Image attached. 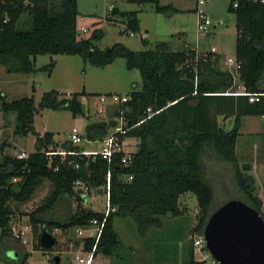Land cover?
I'll list each match as a JSON object with an SVG mask.
<instances>
[{"label":"trees","instance_id":"trees-1","mask_svg":"<svg viewBox=\"0 0 264 264\" xmlns=\"http://www.w3.org/2000/svg\"><path fill=\"white\" fill-rule=\"evenodd\" d=\"M58 1L55 5L51 0H0V63L14 60L20 71L29 73L34 71L39 54L79 55L84 63L101 68L123 58L125 66L138 69L141 76V87L136 89L132 83L128 92L131 100L124 104L127 131L119 135L136 138V148L132 162L122 166L119 153L110 161L98 153L85 155L80 153L82 147L73 145L69 139L57 149L53 132L35 131L34 115L40 110L69 109L73 117L83 115L81 98L97 95L88 94L85 89L69 96L50 89L42 93L37 105L32 96L10 101L1 98L0 111L14 114L13 134L35 135L34 150L24 157L5 154L6 144L0 145L1 240L19 241L10 226L17 210L14 203L29 201L45 180L49 181L50 189L29 213L34 249L55 248L56 237L53 246H41L39 238L44 230L86 227L93 219L101 222L104 212L85 205L75 182L83 181L90 191L105 194L108 172L109 200L116 209L105 217L98 239L83 236L73 242L75 245L86 251L95 245L94 254L115 256L124 247L114 228L115 217H131L138 234L145 237L150 228L161 227L162 217H175L185 211L179 205V197L186 192L194 194L197 200L196 223L191 232L202 233L211 213L229 200L216 201L218 177L213 175V181L209 175L210 160L228 165L239 199L255 208L264 220L263 201L255 192V179L242 171L235 152L241 117H264V0H229L227 7V12L235 16L238 81L248 93H259L254 101L247 94L230 93L235 88L232 74L219 66L216 53L201 52L196 56L193 48L172 50L166 41L142 50H133L121 42L101 48L96 44L102 37L99 29L89 36L79 31L77 0ZM130 1L141 5L152 3L156 12L177 11L159 0ZM23 14L29 16L28 28L17 27ZM111 14L124 22L120 32L140 31L136 10L113 6ZM140 40L147 44L146 39ZM53 66L51 60L43 68L50 73ZM148 107L155 113L147 118ZM118 113L115 108L109 109L106 119L89 122L83 138L103 139L108 135V126L116 124L112 116ZM57 150L66 153L61 155ZM61 200L70 206L66 217L45 216ZM28 256L24 251L19 260L5 264H26ZM184 264H201L194 259L192 243Z\"/></svg>","mask_w":264,"mask_h":264},{"label":"rangeland","instance_id":"rangeland-1","mask_svg":"<svg viewBox=\"0 0 264 264\" xmlns=\"http://www.w3.org/2000/svg\"><path fill=\"white\" fill-rule=\"evenodd\" d=\"M177 1L179 3H186L187 0ZM188 1L191 3L193 0ZM51 2L56 5L59 1L51 0ZM228 4L229 0H207L204 5L211 18L212 25L214 24V28L212 29L215 33L214 36L196 32L194 27L195 17L190 14L191 11L186 12L185 15H180L177 12L161 13L155 11L152 3L141 5L130 0H77V27L78 29L81 26L86 28V31L81 32L84 36H89L94 29H99L102 32V37L96 44L101 48L108 47L114 42H121L133 50H142L153 48L159 41H167L170 49L179 50L180 48H184V46L176 44L174 39L171 38V36L176 37L177 34L173 33H177L179 30L184 31L185 36L196 39L193 43L197 42V46L201 49H209L212 46L218 47L222 37L226 38L230 46L231 42L234 41L235 16L233 13L227 12ZM111 5L120 10L137 11V16L142 27L148 29L147 44L144 45L139 36H131L128 33L120 32L124 22L120 20V17L117 16L116 18L115 15L111 14ZM227 14L229 21L223 22ZM108 17H112L113 20H109ZM29 25V16L23 14L17 27L28 28ZM143 28H140V30L143 31ZM51 60L54 61V66L51 72L48 73L43 67ZM15 64L17 63L14 60L7 62V64L0 63V101L1 98L10 101L24 96H32L35 105H37L42 93L50 89H56L61 94L69 96L70 93L78 92L81 89H85L88 94L110 92L126 94L132 89V83L135 84L136 89L141 86V76L138 69H128L125 66V60L121 57L115 59L111 65L101 68L84 63L79 55L39 54L35 58L34 71L29 73L20 71ZM218 64L222 66L223 60L220 59ZM81 101L85 113L76 117L72 116L69 109L54 110L46 108L40 110L34 115L33 126L35 131L40 134H43L45 131L53 132V139L58 145L57 149H61V143L68 139L69 132L73 127H76L83 134L85 126L89 122L107 118V114L103 115L95 112L90 96H83ZM4 119L6 126L10 128L0 133L1 141L4 140L3 143H8L4 149V153L17 156L21 153L28 154V152L33 151L35 135L32 133L28 134L24 139L26 142L25 149L17 150V146L11 147L12 142H14L12 137L16 136L13 134L14 114H7L4 118L0 111V124ZM219 121H221V117H219ZM113 132L114 127L110 126L108 134H112ZM10 138L12 141L8 142ZM126 142L128 149H131L133 145H136L137 139L127 137ZM79 145L83 149L99 148L101 142L100 140L89 142L86 139H82ZM235 152L240 164L242 162L254 164V168L249 172L246 169L242 171L245 174L254 176L256 181L255 192L259 196V192H263L264 186L263 116L246 115L241 117ZM208 165V172L210 176L212 175V180H215L213 175L217 174L216 176L218 177L216 178L217 185H219V188L217 187L218 200L216 201L220 203L225 199L237 197L239 199L240 196L232 181L228 165L217 160H210ZM49 189L50 183L48 180H45L29 201L14 203L17 206V210L11 218V230L19 241L26 240L22 250L26 249L29 253L28 259H30L32 264H48L46 256L53 253L52 250L43 251L33 248L34 237L29 228V213L47 195ZM104 199V193L91 191L88 194V198L85 197L84 203L97 211H101L104 209ZM179 205L185 208L182 214L175 217H162L161 227L150 228L145 237H141L138 234L136 225L131 217H115L114 228L124 244V247L119 250L120 253L124 254L122 261L130 263L131 261L141 262L144 258L148 257L151 264H184L188 259V248L191 245L192 237L195 235L191 232L192 227L196 223L197 214L195 212L197 209L195 195L191 192L181 194ZM69 207L66 200H61L45 216L57 218L60 215L64 217ZM25 225H28V229L24 228ZM89 232L85 231L84 233L87 234ZM79 237L74 229H70V232L66 233L67 244L65 242L61 243V247L74 252L76 249L73 242L78 240ZM1 242L0 255L1 251H3ZM118 255L120 254L118 253Z\"/></svg>","mask_w":264,"mask_h":264},{"label":"built area","instance_id":"built-area-1","mask_svg":"<svg viewBox=\"0 0 264 264\" xmlns=\"http://www.w3.org/2000/svg\"><path fill=\"white\" fill-rule=\"evenodd\" d=\"M207 0H195V30L197 33L200 34H206L212 30V21L211 18L209 17V14L204 7L205 3ZM113 6H110V9ZM82 19V18H81ZM123 28V27H122ZM121 28V29H122ZM80 32L86 31V28L84 26H81L79 28ZM129 35L131 36H139L140 39L146 37V33L144 31H129ZM194 49L196 56L200 54L201 52H212L215 53L216 49L215 47H210L209 50L207 51H200L196 47H191ZM227 63L229 65L228 69L233 78V86L235 88L233 89L232 94H247L249 95V100L254 101L258 99L259 93H253L250 94L245 90V87L238 81V67L239 64L235 60V58H228ZM225 68V67H222ZM92 105L95 109V112L98 114H103L108 116L109 109H117L119 112L118 114H115L112 116V119L116 120V124L113 125L114 127V132L112 134H108L105 136L103 139L100 140L101 145L99 148L96 149H87V150H82L80 153L88 155V154H100L103 158L107 159V161L112 160V157L114 154L119 153L120 156V165L122 166H128L132 162L133 158V153L135 152L136 145L134 146V149H128V144L126 142L127 137H121L119 136L120 134H124L127 131V127L125 126L127 123V120L124 115V104L128 103L131 100V96L129 93L126 94H121V93H102V94H97V95H92ZM126 105V104H125ZM123 106V107H122ZM147 112V118L150 117L155 113L150 107L146 109ZM110 126H108L109 128ZM68 139L71 141L73 145H79L82 141L83 135L80 133V131L76 128L73 127L71 131L69 132ZM89 142H94V141H89ZM57 153L61 155H65L66 151L64 150H57ZM26 156L25 153H21L17 155V157H24ZM77 166V164H75ZM109 177L110 173H107V183L105 185L106 192H105V199H104V209L101 210L104 212V217L102 218L101 222H98L97 219L91 220L90 224L86 227H78L76 228V232L79 236H92L95 237V239H98L103 223L105 220V217L109 214V212L114 211L116 208L112 206L109 200ZM128 180L132 178V175L127 176ZM75 186H77V189H81V196L83 197V201L85 197L88 198V194L91 192L87 185L80 180H76ZM195 212L197 213L198 210L196 209ZM59 231V228L54 227L52 231L50 232L51 234L55 235ZM85 231H90L89 233L85 234ZM192 251H193V256L194 259L201 264H220L209 252V250L206 248L205 241L203 238L202 233H197L192 237ZM94 250H95V245L90 249L85 251L87 254V258L84 259L82 257H77V260L81 263L84 262V264H90L91 259L94 255Z\"/></svg>","mask_w":264,"mask_h":264},{"label":"water","instance_id":"water-1","mask_svg":"<svg viewBox=\"0 0 264 264\" xmlns=\"http://www.w3.org/2000/svg\"><path fill=\"white\" fill-rule=\"evenodd\" d=\"M228 20L226 15L223 22ZM250 167V164H241L242 170ZM202 234L206 248L220 264H264V220L241 199L231 198L215 209ZM39 241L42 247L49 248L55 237L44 230Z\"/></svg>","mask_w":264,"mask_h":264},{"label":"crops","instance_id":"crops-1","mask_svg":"<svg viewBox=\"0 0 264 264\" xmlns=\"http://www.w3.org/2000/svg\"><path fill=\"white\" fill-rule=\"evenodd\" d=\"M159 2L161 4H170V5H172L174 8L177 9V11H175V13L177 12L180 15H185L186 12L191 11L190 14L195 17V12H194L195 0L191 1V3H189L188 0L186 1V3H181V2L179 3V1H177V0H159ZM139 25H140V28H143L142 25H141L140 20H139ZM194 27H195V20H194ZM213 28H214V24L212 25V29ZM143 29H144L143 31L146 33L145 39H147L148 29L145 28V27ZM173 34H177V35H176V37L171 36V38L174 39L176 44H180V45L184 46V48L196 47L200 51L209 50V49H201L200 47H198L197 44H196L197 42L195 44L193 43V42H195L196 39H194V38L192 39V38H190V36L189 37L185 36V32L182 31V30H179V31H177V33H173ZM214 34H215L214 30H211L210 32H208V33H206L204 35L214 36ZM235 37H236V31L234 32V39H233L234 41L231 42L230 46H229V42L226 41V38L222 37L220 45L218 47H215V49H216L215 53L219 57V61H220V59L223 60L222 67H225L226 69H228V67H229V65L227 63V59L234 57ZM196 38H197V36H196ZM211 38H213V37H211ZM212 47H214V46H212ZM180 49H182V48H180ZM225 62H226V64H225ZM109 65H111V64H109ZM109 65H107V66H109ZM1 113L3 114L4 118H5V116L7 114H10V113H3V112H1ZM0 129H1L0 133H1V131H7V130L10 129V128H8L6 126L5 119H4L3 122H1ZM26 137L27 136L20 137V136H17V135L14 136V138L12 137L14 142H12V146L11 147L17 146V150L25 149V143L26 142H25L24 139ZM3 141L4 140L1 141V138H0V145H1V143ZM11 141L12 140L10 138L8 142H11ZM5 143H6V145L8 144L7 142H5ZM235 146H236V144H235ZM132 148H134V145H133ZM88 149H96V148H88ZM82 150H87V149H83L82 148ZM0 155H1V152H0ZM239 164H240V161H239ZM241 164H250L251 165V167L249 169H246V170H248V172L254 168V164L250 163V162H242ZM259 196L262 198V201H264V186H263V192L262 193L259 192ZM87 206H88V204H87ZM66 213H65L64 217H66V215H67ZM64 217H62L60 215L57 216L58 219H61V218H64ZM27 226L28 225H25L24 228L28 229ZM29 228L31 229V226ZM74 231H76V229H74ZM69 232H70V230L59 229V231L57 232V236L55 235L56 240H57V244L55 246V250H52L53 253L49 254V255L47 254V256H46V260H47L46 262L48 264H84V262L80 263L77 260V257H82L84 259L87 258V254L85 252L86 250H83L81 245H79V246L75 245L74 248L76 250L74 252L73 251L71 252L70 250H67V248L63 249L61 247V243H63V242L66 243L67 242L66 233H69ZM80 237H82V236H80ZM0 242H1V238H0ZM25 242H26V240L24 241V239L21 240V241H15V240H13L11 238H5L4 240H2V242H1L2 243V247L1 248H2L3 251H1V255H0V264H5L6 261H10V260H14V261L19 260L20 257L22 256L23 252L26 251V249L22 250V248L24 247L23 244ZM69 243H70V240H69ZM12 252H14L13 255L12 254L10 255V253H12ZM119 254L120 255H118V256L116 255V256L113 257V256H107V255H104V254H101V253H96V254L93 255L90 264H151L150 258H148V257L144 258V260L141 261V262L140 261L139 262H132L131 261V263L130 262H124V261H122L124 254L120 253V252H119ZM28 258H29V256H28ZM26 264H32L30 259H27Z\"/></svg>","mask_w":264,"mask_h":264}]
</instances>
